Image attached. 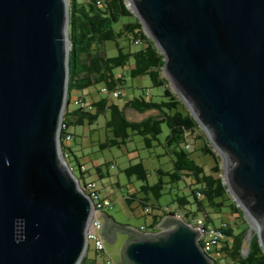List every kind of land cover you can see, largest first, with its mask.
I'll return each mask as SVG.
<instances>
[{
  "label": "water",
  "instance_id": "95a60500",
  "mask_svg": "<svg viewBox=\"0 0 264 264\" xmlns=\"http://www.w3.org/2000/svg\"><path fill=\"white\" fill-rule=\"evenodd\" d=\"M127 1L264 252V0ZM69 24V0H0V264H81L88 253L93 203L60 142ZM158 228L126 227L122 264H214L190 224L169 215Z\"/></svg>",
  "mask_w": 264,
  "mask_h": 264
},
{
  "label": "trees",
  "instance_id": "16d2710c",
  "mask_svg": "<svg viewBox=\"0 0 264 264\" xmlns=\"http://www.w3.org/2000/svg\"><path fill=\"white\" fill-rule=\"evenodd\" d=\"M69 6L70 73L68 99L63 118L67 129L72 132L75 126H92L101 116H105L107 139L100 144L101 150L121 148L134 136H141L147 149L158 145L165 149L164 155L171 158L173 169L169 171L158 169V180L154 184L150 183L149 172L142 162L132 164L125 169L127 176L135 175L137 180L142 182L137 192L127 200L131 203L138 199L143 209L147 208L150 200L159 201L167 185L172 191L181 182H185V178L192 179L188 195L175 194L172 200V204L176 206L175 210L168 211L161 206H153L159 209V213L153 215L149 225H144L146 231L159 232L158 226L163 219L175 213L183 214L184 220L188 223L198 216L213 222V215L228 214L235 221L238 219L244 221L243 210L233 200L227 185L220 177L221 157L213 150L206 133L171 88L163 72L164 55L147 36L140 21L128 8L127 1L69 0ZM120 40H126L128 47L121 46ZM136 41H139L140 45H136ZM108 42L116 43L115 56L108 54L106 49ZM119 69H122L120 73L117 72ZM129 77L149 78L153 87L163 89L161 100H154L147 91H144L139 97L127 101L123 107L117 105L108 96H103L99 100L90 101L92 111L75 107L71 109L73 92L79 93L99 84L109 91L119 90L122 95ZM128 109L140 114L147 112L153 114L140 121H132L126 116ZM163 125L168 127L169 134L164 142H161L159 135L163 132ZM64 134V131L60 134L62 152L64 156H74L80 174L84 177L87 173L81 171L82 164L75 156L70 143L64 142ZM72 134L74 139V133ZM193 134L197 135L194 139L195 144L200 145L198 151L210 155L214 160L210 174L191 157L193 149L195 150L191 141ZM155 141H158L157 145L154 144ZM188 142L191 145L189 151L185 149V144ZM95 170L100 178H104L102 167L98 166ZM198 192L202 193V198H198ZM136 194H141V197H137ZM243 224L245 228L234 234L231 224L227 223L226 240L217 250L218 256L226 264H264V252L258 235L254 232L251 242H246L249 228L246 223ZM230 237L233 238L232 243ZM246 248H249V252L244 255L243 250ZM97 263L96 259L89 258L88 253L81 262V264Z\"/></svg>",
  "mask_w": 264,
  "mask_h": 264
},
{
  "label": "rangeland",
  "instance_id": "374dc122",
  "mask_svg": "<svg viewBox=\"0 0 264 264\" xmlns=\"http://www.w3.org/2000/svg\"><path fill=\"white\" fill-rule=\"evenodd\" d=\"M120 45L123 47H128L126 40H120ZM133 47L135 46L133 45ZM106 49L110 56H115L117 54L115 42L106 43ZM119 71H122V69L117 70V72ZM127 80V86H125L121 97L115 99L111 98L112 101L120 107H123L127 101L133 99L134 97H139L144 91L149 92L154 100H161L163 89L153 87L149 78L132 79L129 77ZM101 88L102 85H93L86 88L82 92H73L72 97L75 98L81 96L88 101H96L105 96L100 93ZM73 108L74 107L72 105L71 109ZM151 114L153 113L147 112L140 114L131 109L126 110V116L132 121H140ZM105 123V116H101L99 120L92 126H75L72 129V132L74 133V139L70 142V146L72 147L74 154L79 160L80 164L86 165L89 170L88 173L84 175V177H82L80 174V169L75 161L74 156H66V160L68 161L76 176L81 180L82 184L84 179L87 181L96 180L103 191V196L108 197L113 201V205L107 209V213H109L117 221L128 224L132 228L138 230L142 225H149L153 220V215L159 213V209L154 208L153 206H161L164 210L168 211H171L172 209L175 210L176 206L172 204L175 194L183 193L188 195L190 192L192 179L185 178L186 181L181 182V184L177 185L172 191L169 190L170 186L167 185L162 198L159 201L155 199L150 200L146 209H143L138 199H135L129 203L127 199L131 198V196L137 192V190L142 185V182L137 180L135 175H132L131 177L127 176L125 173L126 168L132 164L142 162L144 167L149 172L148 178L150 183L154 184L157 182L159 176L157 170H172L173 162L169 156L164 155L165 149L162 146L158 145L152 149H147L146 144L141 136H134L127 145L122 146L121 148L113 147L101 150L100 144L104 143L107 139ZM168 134V127L163 125V132L161 135H159V141L164 142ZM196 136V134H193L191 138L195 148V150L193 149L192 151L191 157L194 158L200 165H202L206 172L210 174L211 169L214 167V160L210 155H204L198 151L200 145L195 144L194 139ZM154 144L157 145L158 141H155ZM213 150L217 155H219L214 147ZM98 166L102 167V171L105 174L104 178H100L97 171L95 170V168ZM220 166L222 169L220 177H222L225 182V165L222 157ZM136 195L137 197H141V194ZM243 219L244 221L239 219L235 221L232 217H230L229 214L222 216L213 215L214 223L219 224L220 222L224 221L231 224L234 234H238L245 228L243 223H246L249 229H253L252 223L249 221V219L245 216H243ZM125 240L126 239L122 238L119 244L114 246H106L109 258H111L115 264H119L121 261V251ZM229 240L232 243L233 238L230 237ZM247 241L248 238H246V242ZM88 256L91 260L96 259L98 262L97 264H106L104 258L96 254L93 241L89 242Z\"/></svg>",
  "mask_w": 264,
  "mask_h": 264
},
{
  "label": "built area",
  "instance_id": "2783aa9c",
  "mask_svg": "<svg viewBox=\"0 0 264 264\" xmlns=\"http://www.w3.org/2000/svg\"><path fill=\"white\" fill-rule=\"evenodd\" d=\"M135 44L140 45V42L136 41ZM100 92L102 95L108 96L109 98H113V99L119 98L121 95V92L119 90L109 91L105 87H102ZM147 94H149V92H147ZM72 105L75 108H81V109H85L88 111L93 110L90 101L80 96L75 97L73 99ZM62 131H64L65 133L64 142L70 143L73 140V134L71 130L67 129V126L64 124V122H62L60 134ZM190 148H191V145L189 142L185 144L186 150L189 151ZM64 157L66 159V156ZM71 170L73 171L72 168ZM81 171L83 173H88L89 170H88V167L83 164L81 166ZM82 188L87 195H93V198H94L93 218L90 223L89 229L87 231L88 244L90 241H93L94 250L96 254L104 258L106 264H114L112 259L109 258V254L105 247V239L102 233L103 227H102V218H101L103 212L113 205V201L110 198L103 196L102 194L103 191L101 190L99 183L96 180L87 181L84 179ZM197 196L198 198H202L203 195L201 192H198ZM175 217L177 219L185 221L184 215L181 213H175ZM188 224H190L193 228H195L199 232L200 234L199 242L202 246V249L212 259L214 264H223L224 261H222L221 258L218 256L217 250L221 248L223 242H225L226 240L225 232L228 227L227 223L220 222L219 224H216L214 222H209L207 218L203 216H198V217L193 218L192 222ZM140 231L149 233L146 231V227L144 225L141 226ZM243 254L244 255L247 254L246 250H243Z\"/></svg>",
  "mask_w": 264,
  "mask_h": 264
},
{
  "label": "flooded vegetation",
  "instance_id": "af4514ba",
  "mask_svg": "<svg viewBox=\"0 0 264 264\" xmlns=\"http://www.w3.org/2000/svg\"><path fill=\"white\" fill-rule=\"evenodd\" d=\"M101 218L103 227L102 229H104L106 234V238H104L105 247L119 244L122 238L127 239V236L123 233L127 231L126 227H131L130 225L117 221L109 213H107V210L103 212ZM114 232H117L116 236L114 235ZM119 264H122V262L120 261Z\"/></svg>",
  "mask_w": 264,
  "mask_h": 264
},
{
  "label": "bare ground",
  "instance_id": "6f19581e",
  "mask_svg": "<svg viewBox=\"0 0 264 264\" xmlns=\"http://www.w3.org/2000/svg\"><path fill=\"white\" fill-rule=\"evenodd\" d=\"M61 142V140H60ZM88 197L91 199L92 203H93V206H94V198H93V195H88Z\"/></svg>",
  "mask_w": 264,
  "mask_h": 264
},
{
  "label": "crops",
  "instance_id": "0c3cea01",
  "mask_svg": "<svg viewBox=\"0 0 264 264\" xmlns=\"http://www.w3.org/2000/svg\"><path fill=\"white\" fill-rule=\"evenodd\" d=\"M145 89V88H144Z\"/></svg>",
  "mask_w": 264,
  "mask_h": 264
}]
</instances>
